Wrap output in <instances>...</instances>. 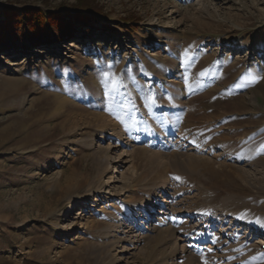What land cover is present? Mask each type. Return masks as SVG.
<instances>
[{
	"label": "rangeland",
	"instance_id": "1",
	"mask_svg": "<svg viewBox=\"0 0 264 264\" xmlns=\"http://www.w3.org/2000/svg\"><path fill=\"white\" fill-rule=\"evenodd\" d=\"M0 4L97 11L0 48V264H264V0ZM163 186L185 251L148 228Z\"/></svg>",
	"mask_w": 264,
	"mask_h": 264
},
{
	"label": "trees",
	"instance_id": "2",
	"mask_svg": "<svg viewBox=\"0 0 264 264\" xmlns=\"http://www.w3.org/2000/svg\"><path fill=\"white\" fill-rule=\"evenodd\" d=\"M62 12L64 11L38 6L21 8L0 4V17L4 18H0V48H27L51 41L67 40L64 38L73 27V20L90 21L94 18L93 14L97 13L95 8L87 4L77 5L74 13L68 10L65 14L70 17L67 19Z\"/></svg>",
	"mask_w": 264,
	"mask_h": 264
},
{
	"label": "bare ground",
	"instance_id": "3",
	"mask_svg": "<svg viewBox=\"0 0 264 264\" xmlns=\"http://www.w3.org/2000/svg\"><path fill=\"white\" fill-rule=\"evenodd\" d=\"M70 45L74 46L75 44L71 43ZM94 144L97 145L98 143H94ZM107 148H109V149L112 148V144L109 143V146ZM114 149L116 150L115 145L113 146L112 151ZM132 153H133L132 151H129L127 149H123V151L121 153H119V156H118L119 159L114 160L110 155H107V157L105 159L103 158L104 160L101 159L99 164H100V166L103 165V168H104L103 171L104 172H107V171L111 170L112 168L117 169L119 167L118 164H122V163L127 162L126 160H123V158L125 156L131 157ZM164 156H166V155L161 154L160 159H165ZM115 172H118V170H116ZM117 181H120V178H117V176H112L109 179V183H107V184H112L113 182H117ZM167 188H169V187H167ZM167 188L164 186L162 188H160L161 190L159 189L160 192H158L159 195L157 194L158 198L156 200H153V201L149 202L148 204L142 205L143 213L145 214L146 219L149 217V222L147 223V225H148V228H151L152 232H157L161 239L163 237V236H161V234H165V236L169 234V237L175 239V242H173V243L176 247H178V245H180V242H183L181 250L185 251V250H187L188 245L184 242L185 240L181 236L180 231L177 229L174 222L171 221L170 216H169L170 210H172V206L174 207V206H176V204L174 203V200H172L173 202L170 200L173 198L171 197V194L169 193V191H167ZM163 191H164V193H163ZM158 204H161L162 207L159 210V212L157 211L156 217L153 218V220H152V217L150 219V214L155 210V207H157ZM147 225H146V227H147ZM124 234H126L125 235V241L128 242L127 245L130 246V245H133L135 243L138 244V241H137L138 239L136 237L137 235H135L133 228H131L130 225L126 226ZM127 245L124 246V249L121 252H127V254H128V253H130V251H128V250H131L132 248H134L133 246L132 247L130 246V248H128Z\"/></svg>",
	"mask_w": 264,
	"mask_h": 264
},
{
	"label": "snow or ice",
	"instance_id": "4",
	"mask_svg": "<svg viewBox=\"0 0 264 264\" xmlns=\"http://www.w3.org/2000/svg\"><path fill=\"white\" fill-rule=\"evenodd\" d=\"M177 179H179V177H177ZM257 223H260L261 226H264V222H261V221L257 220Z\"/></svg>",
	"mask_w": 264,
	"mask_h": 264
},
{
	"label": "crops",
	"instance_id": "5",
	"mask_svg": "<svg viewBox=\"0 0 264 264\" xmlns=\"http://www.w3.org/2000/svg\"><path fill=\"white\" fill-rule=\"evenodd\" d=\"M67 97V96H66Z\"/></svg>",
	"mask_w": 264,
	"mask_h": 264
}]
</instances>
